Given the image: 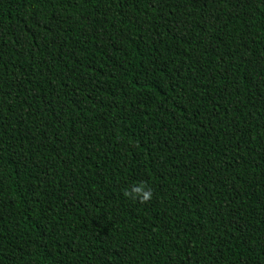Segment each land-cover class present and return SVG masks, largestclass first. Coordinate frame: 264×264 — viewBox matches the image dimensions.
<instances>
[{
    "label": "trees",
    "instance_id": "1",
    "mask_svg": "<svg viewBox=\"0 0 264 264\" xmlns=\"http://www.w3.org/2000/svg\"><path fill=\"white\" fill-rule=\"evenodd\" d=\"M0 264H264V0H0Z\"/></svg>",
    "mask_w": 264,
    "mask_h": 264
},
{
    "label": "clouds",
    "instance_id": "2",
    "mask_svg": "<svg viewBox=\"0 0 264 264\" xmlns=\"http://www.w3.org/2000/svg\"><path fill=\"white\" fill-rule=\"evenodd\" d=\"M124 195L128 198H134L137 202L146 204L153 198L152 190L147 186L145 182H140L131 191L125 190Z\"/></svg>",
    "mask_w": 264,
    "mask_h": 264
}]
</instances>
